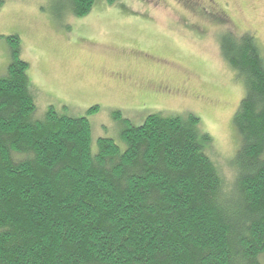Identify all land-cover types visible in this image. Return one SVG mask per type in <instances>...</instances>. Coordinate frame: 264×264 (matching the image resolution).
I'll list each match as a JSON object with an SVG mask.
<instances>
[{
    "label": "trees",
    "instance_id": "obj_1",
    "mask_svg": "<svg viewBox=\"0 0 264 264\" xmlns=\"http://www.w3.org/2000/svg\"><path fill=\"white\" fill-rule=\"evenodd\" d=\"M93 1L69 0V13L85 16ZM221 36V57L244 88L232 116L238 147L228 183L191 114L126 121L124 148L99 138L95 152L87 118L50 109L32 120L28 64L18 36H8L12 58L0 77V264H261L264 56L248 32Z\"/></svg>",
    "mask_w": 264,
    "mask_h": 264
},
{
    "label": "rangeland",
    "instance_id": "obj_2",
    "mask_svg": "<svg viewBox=\"0 0 264 264\" xmlns=\"http://www.w3.org/2000/svg\"><path fill=\"white\" fill-rule=\"evenodd\" d=\"M68 4L0 3V77L12 58L8 36L17 35L35 105L31 119L50 109L87 118L95 152L99 138L123 149L126 121L191 114L198 137L210 136L204 148L228 183L238 147L232 116L244 88L219 42L231 28L248 32L264 56V0H94L82 17L72 16ZM162 85L169 91H159ZM258 260L264 264V252Z\"/></svg>",
    "mask_w": 264,
    "mask_h": 264
},
{
    "label": "flooded vegetation",
    "instance_id": "obj_3",
    "mask_svg": "<svg viewBox=\"0 0 264 264\" xmlns=\"http://www.w3.org/2000/svg\"><path fill=\"white\" fill-rule=\"evenodd\" d=\"M217 12V11H216ZM217 16L218 17H220V14L217 12ZM159 91H162V92H168L169 91V88L168 87H166V86H164V85H162L161 87H160V90ZM157 92H158V90H157Z\"/></svg>",
    "mask_w": 264,
    "mask_h": 264
}]
</instances>
